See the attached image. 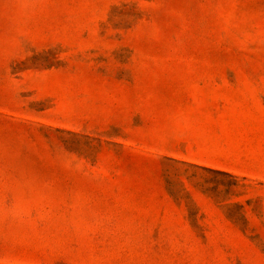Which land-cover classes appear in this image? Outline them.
<instances>
[{
    "label": "rangeland",
    "instance_id": "1",
    "mask_svg": "<svg viewBox=\"0 0 264 264\" xmlns=\"http://www.w3.org/2000/svg\"><path fill=\"white\" fill-rule=\"evenodd\" d=\"M0 264H264V0H0Z\"/></svg>",
    "mask_w": 264,
    "mask_h": 264
}]
</instances>
